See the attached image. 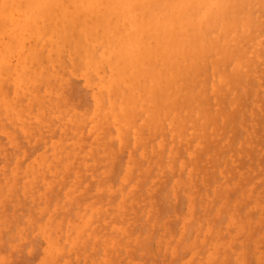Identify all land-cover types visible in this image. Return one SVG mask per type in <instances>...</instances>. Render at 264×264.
Instances as JSON below:
<instances>
[{
	"label": "bare ground",
	"instance_id": "obj_1",
	"mask_svg": "<svg viewBox=\"0 0 264 264\" xmlns=\"http://www.w3.org/2000/svg\"><path fill=\"white\" fill-rule=\"evenodd\" d=\"M263 36H264V0H0V112H1L0 114L1 115L3 114L5 116H7L8 118L12 119L13 121H16L14 119H19V118L22 119L25 116L24 113H26V115L28 114L27 116L29 117V119L34 118L33 121L36 120L35 122L38 126H35V127L37 129H40V127H39L40 119H41V124L46 125V123L47 124L49 123V121L48 122H46V121L50 120V118H48V117H47L48 119H46V118L43 119V118L46 117L47 115L50 117V115L53 113V111H51L52 113L50 112L51 109L56 110L57 111L56 113L60 112V113H64V114H70V112H74L69 107L71 105V103H69V96L66 93H64L63 91L62 92L64 95H60V96L57 93L55 94V92L58 88L60 90V87H58V86L60 85V82L63 80L62 78H64L66 75L76 74V75L81 76L85 83H87L88 85L92 84L93 88L95 87V89H96V91L93 92V88H91L92 92H93L91 95V99L93 97V103L94 104L93 103L92 104L94 105V107H92V109L88 112L86 117L90 116L88 121L89 122L92 121L94 123V126H93V123H91L92 124L91 127H92L93 131H95V132L98 131L97 137L95 138V136H94V143H93V144H95L93 146V148L96 149L97 152H99V151L109 152L110 146H112V147L114 146L112 142H115L114 140H116V144H118L119 146H123L124 144L126 146H128V143L131 142L130 146L132 145L133 147L129 146V148L131 150V153H133L134 149L138 150L139 147L142 148L144 146V145H142V143L146 142V144H148L149 143L148 141H153L152 140L153 137H154L153 139H155L156 135L162 134L164 132V130H166V129L169 130L171 133H173L175 135V137L184 136V133L187 129L188 124L191 127H193L194 129L201 130L202 132H204V130L206 129V126H208V125L217 126L219 123V121H218L219 120V118H218L219 114H217L216 110L212 111V108L210 107L211 98L221 96L222 93L226 90L229 91L230 93H232L234 90L238 91L237 87H241L244 85V83H243L244 80L250 74V72L254 69V67H256V64H257L259 58H261V59L264 58V45L262 43ZM243 68H245V69H243ZM69 79H73V78H69ZM70 82H71V80L68 82V84L66 83L67 87H69L68 85ZM71 85H73V84H71ZM78 87H79V85H78ZM69 88H71V87H69ZM72 88L75 91L76 88L75 87H72ZM73 90H70V93ZM9 91H11V92H9ZM66 91H67V89H66ZM80 91H81V89H80ZM237 91H235V92H237ZM252 92H250V93L252 94ZM81 93H84V92H81ZM77 94H78L77 92L74 93V95H75L74 97L76 99H77ZM79 94H80V92H79ZM228 95L229 94H226L225 96H228ZM72 96L73 95L70 94V97H72ZM225 96H224L225 99L223 98L225 100V101L223 100L224 108L228 109V107H225V105H226L225 102H227ZM250 96H248V97H250ZM81 97L85 98V95H84V97L83 96H81ZM81 97H80V99H81ZM75 98H74V100H76ZM227 98H229V96ZM80 99H78V101ZM85 100H86L85 103L87 102V104L89 106V103H88L89 101H87V99H85ZM73 103H76V102H73ZM260 103H261V101H260ZM80 104L83 105L82 102L81 103L79 102V105L77 104L78 105L77 107H79V106L82 107V105H80ZM244 104H246V103H244ZM245 106H247V105H245ZM242 107L244 108V106H242ZM261 107H262V103H261ZM245 109H247V108L245 107ZM254 109L256 110V108H254ZM48 110H49V112H48ZM223 110H225V109H223ZM244 112L245 111H243V113ZM253 112H254V110H253ZM263 113H264V111H262V116H263ZM209 114L212 115L213 117L208 118ZM21 115H22V117H21ZM80 115L81 114H78V116H77V112L71 113L70 116H71V124H72L73 129H76V130L80 129V127H81L80 123L82 120ZM82 115H83V113H82ZM231 115L233 117V120L230 118L231 121H233L231 123L233 124V126L235 128L234 134L239 136V134H241L243 131L241 129H238V128L239 127L242 128V126H239L237 128H236V126L240 122L241 115L239 112H237V113L235 112L234 115L233 114H231ZM228 116H229V114H228ZM37 118L39 121L37 120ZM21 119H19V120H21ZM52 119H53V117H52ZM202 119H205V120H202ZM247 119L249 120V117ZM261 119H262V122H261ZM261 119L259 118V120H260V122H259L260 125H259V123H257L259 120L257 121L254 118V120L257 121L256 124H258L257 125L258 128L256 127V131L262 129V128L259 129V126L261 127V124L264 127V124H263L264 118H261ZM37 121L39 122V124ZM43 121H45V123H42ZM226 121L227 122L229 121L228 118H226ZM3 122H5V121H3ZM35 122H33V123L35 124ZM223 123H225V122L223 121ZM227 124H229V123H227ZM4 125H7V124L4 123ZM44 125H41V126H44ZM241 125H242V123H241ZM227 126L228 125H226L224 130L227 128ZM246 126H248V123L246 124ZM246 126H245V128H246ZM32 127H33L32 128L33 131H35L34 126H32ZM56 127H57V125H56ZM84 127H86V126H84ZM84 127H83V129H84ZM5 128H7V127L4 126L3 129H5ZM21 128L25 132L29 133L31 131L33 133V131L30 129L29 124L21 125ZM249 128H250V126H248L247 130H249ZM112 129H114L113 132L115 131V135L118 139H115L114 138L115 135L114 136L112 135L113 138L111 137V139L107 140L106 138L109 137V135L112 132L111 131ZM228 130H229V128H228ZM263 130H264V128H263ZM256 131L254 133H257ZM42 132H43V130H42ZM55 132H57V131H55ZM95 132H93V134ZM205 132H207V131H205ZM225 132H226V130H225ZM64 133H65V131H64ZM76 133H78V132H76ZM76 133H75V135H76ZM67 134H69V133H67ZM67 134H65L66 137L67 136L69 137V135H67ZM258 134H256V136ZM16 135L17 134H15V137H16ZM61 135H62V139L60 136L59 138L61 140L60 139H59V141L57 140L55 146H54L55 142L52 144V148H53V146H54V148H53V152L51 153L52 156H54L56 154L60 155L61 156L60 159L57 160L56 165H53V166L43 165L44 166L43 169L44 170L48 169L49 173H51L52 169H53L52 171H54L57 167L58 168L61 167V169H63V170L66 169L69 160H71L73 158L72 156L76 152L77 144H79L78 146H81V144H82V143H80L81 137L79 136L80 138L78 137L76 142L69 144L67 141L68 145H65L66 142L64 143L63 139L65 138L64 141L68 140V139H66L65 135L63 136V133H61ZM223 135H226V134L224 133ZM232 135H233V133H232ZM262 135H264V132L260 136L258 135V138L263 137ZM165 136H167L166 133H165ZM245 136H246V134H245ZM73 137L74 136H72V138ZM88 137L85 136V139ZM229 137L231 138V134ZM72 138H71V140H72ZM165 138H167V137H165ZM207 138H208V136H207ZM230 138H229V141H231V142H229L227 140L229 144L233 143V140L234 141L236 140V139L230 140ZM1 139L2 138L0 136V140ZM74 139H75V137H74ZM104 139L106 141H104V143H103L102 141ZM241 139H242V137H241ZM262 139H260L259 143L262 142ZM191 141L192 140L188 139L189 144ZM227 141L225 142V146H227V144H228ZM253 141L254 140L251 139V142H253ZM210 143H212L211 140H209V143L208 142L205 143V141H204V149L206 150V152L208 149H216L217 148L216 147L217 143H216V146H214V148L211 146L212 144H210ZM3 144H5V143H3ZM97 144H99V145L101 144L100 145L101 147L100 146L97 147ZM24 145H26V144L24 143ZM30 145H28L27 147L28 148L31 147V149L34 148L33 147L34 145H32V146H30ZM83 145L85 146L84 142H83L82 146ZM223 145L224 144H222V146ZM233 145H235V142ZM233 145H229L228 147L230 149H231V147H233L232 150L234 151L235 147ZM260 145L264 147L263 142H262V144L260 143ZM37 146H38V143H37ZM84 146H83V148H84ZM222 146H221V149H222L221 152L226 150L225 148L223 150ZM225 146H223V147H225ZM254 146H253V148H254ZM14 148H15V146H14ZM253 148L251 149L252 151H250L249 147H248L249 153H250V155H252L251 157H249L250 155L248 156V158H251L250 160H252L251 162H248V164L250 163L249 166L254 169V167L256 165L254 166L255 158L253 159V157L256 154H257L256 156L258 157V153H256V154L252 153L253 150L255 149V148L254 149ZM37 149H39V148H37ZM132 149H133V152H132ZM14 150H13V152H14ZM17 150L19 151V149H17ZM245 150L247 152V148H245ZM256 150L259 151L258 148ZM9 151H11V150L9 149ZM82 151H84V150L82 149ZM124 151L125 150H123V152ZM139 151L140 152H138V154L140 153V155H141L143 151L142 150H139ZM13 152L11 154H13V156H15L14 154L17 151L15 150V152L14 153ZM123 152L121 151V153L119 155L121 156L123 154ZM180 152L182 153V150ZM208 152H209V150H208ZM221 152L219 153V149L215 150L214 152L212 151V153L217 154L216 157H218L219 154H221ZM26 153L28 154L27 155V158H28V156H30V154H29L30 152L28 153L26 151ZM26 153H25V155H26ZM87 153L88 152H86V153L82 152V154H84V155H87ZM115 153H117V152H115ZM223 153H225V152H223ZM6 154L8 155V153L4 154L5 157H6ZM11 154H10V156H12ZM262 154H264V150H263ZM17 155H19V154H17ZM105 155H106V153H105ZM131 155H133V154H131ZM213 155H212V157H214ZM242 155L243 154H241V156ZM135 156H136V153H135ZM135 156H132V158L136 159L138 157V155H137V157H135ZM243 156H245V154ZM263 156H261L262 159H264ZM9 157H6V158H9ZM85 157H83L82 160H84L86 163V161L90 160V158L87 159ZM100 157L101 156H99L97 158V161L95 164H93L94 160H92V161L90 160L91 162L89 165L90 166L94 165V167L97 169V167H100L102 163H104L105 161L107 162L108 159H104V158H100ZM123 157L121 156V158L118 159V161H121ZM182 157H183V155H182ZM248 158H246V159H248ZM261 158H259V160ZM9 159H11V158H9ZM16 159L17 158L15 157L14 161H16ZM25 159L26 158L24 157V160ZM44 159H46V160L49 159V156H47V155L44 156ZM77 159H78V157H77ZM79 159H81V157H79ZM215 159H217V158H215ZM72 160L74 163V159H72ZM130 160H132V159L130 158ZM256 160H257V162L255 164H257V163L261 164V162H259L258 159H256ZM79 161H81V160H79ZM118 161H117V159H115V162H118ZM218 161H219V159H217V162ZM261 161H264V160H261ZM44 162H46V161H43V163ZM97 162H101V163L97 164ZM245 162H247V160ZM5 163H7L6 160H5ZM21 163H23V161ZM85 163H83V165L81 164V166L83 167L85 165ZM120 163L117 164V166L120 165ZM161 163L162 162H160V164ZM251 163H253V164H251ZM70 164H71V162L69 163V166H70ZM77 164H78V162H77ZM79 164H80V162H79ZM149 164H150V162H149ZM215 164L216 163L214 162L213 169L215 168ZM218 164H220V163H218ZM244 164H241V165L244 166ZM18 165H20V164H18ZM96 165H98V166H96ZM136 165H137V163H136ZM187 165H188V162H187ZM197 165H198V163H197ZM114 166H115V164H114ZM114 166L111 168L116 169L117 167H114ZM208 166H210V165L208 164ZM208 166H205V167H208ZM263 166H264V164L262 163L260 165V167L263 168ZM240 167H242V166H240ZM58 168L56 169L57 172L60 171V169H58ZM15 169L16 168H14V171H15ZM39 169H40L39 171L42 170L40 167H39ZM79 169H80V167H79ZM81 169H80V171H82ZM94 169H93V171H94ZM115 169H113V170H115ZM256 169H254V171H257ZM29 170H30V172L29 171L27 172L28 175H25V176H28L27 177L28 180L25 178V180H27V181L23 182V185H22V188L28 189L27 190L28 192H30L33 188V186H32L33 185L32 182H34L33 179H35V182H36V178L39 177V176H36L35 174L32 173L33 171L31 169V167L29 168ZM44 170H42V171H44ZM119 170H120V166H119ZM133 170H134V168L132 169L131 175L134 172ZM7 171H8V169H7ZM46 171L47 170H45V172ZM93 171H92V173H93ZM206 171L208 172V174H205L207 172H205L204 174L208 175V177H207L208 180H206L208 182L211 179V177H210V174H209L210 172L208 171V168H206ZM249 171H251V170L249 169ZM45 172L44 173L42 172V173L45 174ZM62 172H64V171H62ZM116 172L113 171V174L114 175H115V173L118 174V172H119L118 168H117ZM174 172H175V170H174ZM201 172H202V170H201ZM49 173H46L45 175L47 177L48 176H55V175H51V174L49 175ZM53 173L58 175L59 173L61 174V171L59 173H56V172H53ZM70 173H72V172H70ZM150 173H151V171H150ZM224 173H225V170H224ZM163 174H164V172H163ZM174 174L175 173H173V175ZM257 174H258V172H257ZM3 175H5V174H3ZM16 175H17V173H16ZM69 175H71V174H69ZM85 175L87 176V174H85ZM143 175H144V177H146V175H148V174L145 172V174H143ZM165 175H167V174H165ZM198 175L199 174L197 173V176ZM7 176H8V174H7ZM29 176H31V178ZM33 176H36V177L34 178ZM86 176H85V178H86ZM127 176L130 177V174L127 173ZM170 176H172V174ZM178 176H181V175H178ZM19 177H23V176H19ZM42 177H40V178L43 180H46V179H44V175ZM112 177H116V175L112 176ZM213 177H215V176L213 175ZM1 178H2V176L0 177V179ZM16 178H18V176ZM16 178L13 177L14 180H12V181H15ZM3 179H5V177H3ZM64 179H65V182H67L70 179V177L68 180H66V177ZM80 179L81 180L79 181V184H81L80 182L83 181L82 180L83 178H80ZM197 179L195 181H197ZM17 180L19 181L20 179H17ZM109 180H111V179H109ZM112 180H111V183H112L111 185L113 186ZM130 180H133V177H131ZM145 180L146 179H144L143 182L147 181V180L146 181ZM167 180L165 179L164 181H167ZM40 181L41 180H37V182H40ZM100 181L102 182L101 179H100ZM17 182L16 183L12 182L11 183L12 186H10V184H8V185L5 184L4 186L2 185V187L0 186V188H1L0 191L4 195H5V193H4L5 191H6V193H7V191L11 192V193L16 192L13 190H17L16 189ZM37 182H36V184H37ZM43 182H45V181H43ZM210 182H211V180H210ZM36 184H34V185H36ZM45 184H47V182ZM61 185L63 186L62 183H61ZM88 185L90 186V182ZM99 185L102 186L103 184L102 185L99 184ZM162 185H163V183H162ZM220 185H222V183ZM209 186H210V184H208V187ZM140 187H141V185H140ZM140 187H139V189H140ZM159 187H161V186H159ZM159 187H158V192L163 190V187L161 188V190L159 189ZM13 188H15V189H13ZM124 188H125V186H124ZM180 188H181V186H180ZM182 188L185 191V187H182ZM200 188L201 187L199 184V188H197L198 192L200 191ZM54 189H55V186H54ZM112 189H114V188L112 187ZM206 189H207V194H209L208 192H210V191L208 190V188H205V190ZM59 190H60V187H59L58 191ZM33 191H34V189L31 192H33ZM55 191H56V189L54 190V193H55ZM138 191L142 192L140 190H138ZM178 191H179V189H178ZM216 191H218V190H216ZM52 192H53V190H52ZM60 192H61V190H60ZM60 192H58V193H60ZM101 192H100V194H102ZM134 192L137 193V191H134ZM158 192L156 191V193H158ZM11 193H10V195L14 196V195H12L13 193L12 194ZM103 193H104V191H103ZM232 193H234V191ZM50 194H49V196H50ZM158 194H160V192ZM4 195H2V196H4ZM59 195L60 194H58V196ZM105 195H102V197L98 196L96 200L99 202L98 198L104 199ZM113 195L110 194V196H113ZM201 195H203V194H201ZM2 196H0V197H2ZM45 196H47V194ZM153 196L156 197L157 194H155ZM195 196H196V194L194 195V197ZM217 196H218V194H217ZM222 196H225V195H222ZM226 196H228V195H226ZM108 197H109V195H108ZM194 197L191 199L192 201H193ZM41 198H42V196L40 197L39 202L41 201ZM88 198H86V200H88ZM19 199H21V197ZM35 199H37V198H35ZM50 199H51V196H50ZM50 199H48V202L50 201ZM82 199H84V198H82ZM110 199H111V197H110ZM137 199H138V197H137ZM201 199H202V197H201ZM212 199H214V200L211 202H214V201H215L214 203L219 202L218 201L219 199L217 200L216 197L215 198L212 197ZM12 200H15V199H12ZM74 200H75V198H74ZM194 200H196V199H194ZM198 200H200V199H198ZM23 201H24V198H23ZM59 201H60V198H59ZM156 201L158 202L159 200L157 199V200H155V202ZM35 202H36V200H35ZM112 202H111V204H112ZM157 202L155 205V207L157 208L156 210L161 211V208L157 207V204H158ZM196 202L193 201L194 206H195ZM26 203L28 204L27 200H26ZM206 203H208V202H206ZM19 204H21V203H19ZM33 204H35V203H33ZM209 204H210V201H209ZM3 205H4V203H3ZM71 205H73V204L69 205L70 208H71ZM102 205H103V203H102ZM141 206H138L139 209ZM18 207L19 208L22 207V209H23L22 205L21 206L19 205ZM24 207H25V205H24ZM26 207H25V209H27ZM133 207H136V206L132 205V208ZM16 208L13 210H17ZM30 208L28 210L31 211L32 209H30ZM168 208H170V207H168ZM194 209H193L192 213H194V212L196 213V210H194ZM69 210H71V209H69ZM165 210H167L166 207H165ZM3 211L4 210H2V214H0V216L2 215L1 218L3 217V214H4ZM126 212H127V210H126ZM126 212H125V214H126ZM137 212H138V210H137ZM21 213L25 214L24 211H21ZM56 213H59V212L56 211ZM90 213L97 216V213L95 212V210H94V212H92V210H91ZM158 213H159V211H158ZM12 214H13V212L11 213V215ZM43 214H45V213H43ZM63 214L66 217L65 213H63ZM99 214H101V213H99ZM134 214L136 216L137 213H134ZM139 214L141 216V213H139ZM57 215H59V214H57ZM57 215H55V216L57 217ZM69 215H71V213ZM159 215H161V214L159 213L158 216ZM20 216L22 217V215H20ZM84 216H86V215L84 214ZM100 216L98 215V217H100ZM161 216H163V215H161ZM70 217H72V216H70ZM123 217H125V215ZM17 218L19 219L20 217H17ZM137 218H139V215ZM150 218H151V216L148 219L150 220ZM159 218H161V217H159ZM159 218H157V220ZM11 219H13V218H10V220ZM38 219H41V218L39 217ZM127 219H128V216H127ZM140 219L142 220L141 217H140ZM242 219H243V217H242ZM97 220H98V218H97ZM117 220H119V219H117ZM13 221H15V219ZM93 221H91V222H93ZM131 221H132V219H131ZM2 222L5 223L6 221L2 220ZM158 222H159V220H158ZM134 223H135V221H134ZM129 224H132V222H130ZM185 224H187V222L184 223V225ZM11 225H12V223H11ZM70 225H71V223H70ZM100 225H101V223H100ZM103 225L105 226V224H103ZM140 225H142V224H140ZM155 225H156V223H155ZM71 226H73V224ZM84 226L85 225H83V226L79 225L78 228L79 227L83 228ZM28 227H30V226H28ZM61 227H63V226H61ZM101 227H102V225H101ZM130 227H127V228H130ZM136 227H133V228H136ZM105 228H107V227H105ZM143 228L144 227H142V230L144 231L145 229H143ZM60 230H62V228ZM76 230H78V229H76ZM97 232H98V230L96 231V233ZM110 233H112V231ZM118 233L119 232H117L115 234L118 235ZM141 233L143 234V232H141ZM3 234H4V232H3ZM57 236H59V235H57ZM124 236H126V234ZM138 236H140V235H138ZM50 238H51V236H50ZM89 238H91V237H89ZM119 238H122V237H119ZM72 239H74V238H72ZM118 242L119 241L117 240V243ZM27 243H25V244H27ZM85 243H87V241ZM142 248H143V246H142ZM62 249H63V246H62ZM114 249H115V247H114ZM98 251H100V249ZM71 253H72V251H71ZM71 253H70V255H71ZM62 254H63V252H62ZM77 254H78V252H77ZM92 254H94V253H92ZM95 254H96V252H95ZM31 255L33 256V254H31ZM67 255H69V254H67ZM79 255H81V254H79ZM58 256H60V255H58ZM49 259H50V257H49ZM56 259H58V258H56ZM56 259H55V261H56ZM192 260H194V259H192ZM71 261H69V262L71 263ZM158 262H159V260H158ZM51 264H53V263H51Z\"/></svg>",
	"mask_w": 264,
	"mask_h": 264
},
{
	"label": "rangeland",
	"instance_id": "obj_2",
	"mask_svg": "<svg viewBox=\"0 0 264 264\" xmlns=\"http://www.w3.org/2000/svg\"><path fill=\"white\" fill-rule=\"evenodd\" d=\"M262 43L264 45V36L262 38ZM74 75H66L64 78H62L63 79L61 81L62 83L60 82V85L58 86L60 87V90L61 89L62 90L60 91L58 88L55 92V94L57 93L59 94V96L64 95L63 92L69 96V103H71V105L69 104L70 105L69 107L74 112H70V114H64L60 112L56 113L57 112L56 110L51 109L50 112L53 111V113L51 112L52 114L51 115L49 114L50 117L47 115L46 117L43 118V119L50 118V120L46 121V122L49 121L48 124L47 123L46 125L41 124V119L39 118L40 124L44 125L41 126L37 118L38 120L37 122L39 124L40 129H37L35 127L38 126L35 122L36 120L33 121L34 118L29 119V117L27 116L28 114L26 115V113H24L25 116L22 119L19 118L21 120L14 119L16 121H13L7 116L0 114L1 115L0 136L2 138L0 140L1 141L0 142V177L2 176V178L0 179V183H1L0 186L2 187V185L4 186L5 184L7 185L10 184V186H12L11 184L12 182L16 183L18 181L17 179H20L17 182V187H16L17 190H13L16 191L14 193L12 192L13 194L8 191L6 193L5 191L4 192L5 195H4L0 191V196L4 195L0 197V214H2V210L5 211V212L3 211L4 213L3 217L1 218L2 215L0 216L1 218L0 219V230H1L0 231V264H51V263L53 264H264V166L263 168L260 167L262 163L264 164V161H261L264 160L261 158V156L264 155L262 154L264 147L260 145V143L262 144V142L264 144V140H263L264 135H262L263 137L258 138V135L260 136L264 132L263 130L264 127L262 126V124L261 127L259 126V129L260 128L262 129L256 131V127L258 125L256 124V122L259 120V118L260 119L264 118V113L262 116V111H264V58L262 59L259 58L256 67H254V69L244 80L243 82L244 85L241 87H237L238 91L234 90L232 93H230L229 91L226 90L222 93L221 96L211 98L210 107L212 108V111L216 110L217 114H219L218 115L219 126L208 125L206 126L204 132H202L201 130L194 129L188 124L184 136L182 137H175L173 133H171L169 130L166 129L162 134L156 135L155 139H153L154 138L153 137L152 138L153 141H148L149 142V143L147 142L148 144H146V142L142 143V145H144L142 147L143 149L139 147V149L137 148L138 150L134 149V152L132 149L133 153H131V150L129 148L131 142L128 143V146H126L125 144L123 146H119L118 144H116V140H114L115 142H112L114 146L113 147L110 146L109 152H104V151L97 152L96 149L93 148V146L95 145L93 144L94 136L95 138L97 137L98 131L96 132L93 131L91 127L92 125L91 123L93 122L92 121L89 122L88 120L90 116L86 117V115L92 109V107H94L93 97L91 99V95L93 92L96 91V89L95 87L93 88L92 84L88 85L87 83H85L81 76L76 74ZM69 78H73V79H69ZM70 80L71 82L69 83L68 86L71 88L66 86ZM77 84L79 85V87ZM72 87L76 88L75 91L73 90ZM91 88H93V92ZM70 90L73 91H71L70 93ZM75 92L78 93L77 99L74 97ZM250 92H252V94ZM70 94H72L73 96L70 97ZM226 94H229L228 95L229 98H227L228 96H225ZM84 95L85 98H82L81 96L84 97ZM79 96L81 97V99ZM224 96L226 97V101H227L225 102L226 104L225 107H228V109L224 108V102H223V100L225 99ZM73 97L76 100H74ZM78 99L80 100L78 101ZM85 99L89 101L88 102L89 106L87 102L85 103L86 101ZM260 101L262 103V107ZM79 102L83 103V105L80 104L82 105V107L79 106L80 108L77 107L79 105ZM242 106H244V108ZM245 107L247 109H245ZM253 107L256 108L257 111ZM242 110L245 112L243 113ZM76 112H77V116L78 114H81L80 116L82 119L80 123L81 127L80 129L77 130L72 128L71 116H70L71 113H76ZM235 112L236 113L239 112L241 115L240 122L236 126V128L242 126V128L241 127L238 128L243 131L241 134H239V136L234 134L235 128L231 123L233 122L231 121V119L233 120L231 114L234 115ZM211 117L213 116L209 114L208 118ZM248 117L249 120L247 119ZM226 118H228L229 120L228 122L226 121ZM254 118L257 121H255ZM2 120L5 122H3ZM223 121L225 123H223ZM33 122H35V124ZM259 122L260 120L257 123ZM4 123L7 125H4ZM42 123H45V121H43ZM247 123L248 126H250L249 130H247L248 129V126H246ZM24 124L26 125L29 124L30 129L32 131H33L32 126H34V130H35L33 131L34 134L31 131L29 133L25 132L21 128V125ZM226 125L228 126L225 129L226 130L225 132L224 128L226 127ZM4 126L7 128L3 129ZM228 128L230 131L228 130ZM74 130L78 133H76ZM113 130L114 129L111 130L112 132L109 135V137L106 138L107 140L111 139V137L113 138V136L115 135V131L113 132ZM255 131L257 133H254ZM93 132H95L96 134L94 133L95 134L94 135ZM61 133H63V136L69 133L67 134L69 135V137L68 136L66 137L65 135L66 139L68 140L64 141L65 138L63 139V142L64 143L66 142L65 145H68V143L70 144L76 142L77 138L80 136L81 137L80 140L82 141V142L80 141V143L83 144L84 142L85 146L83 145L84 146L83 148L82 144L81 146H78L79 144H77L76 152L72 156L73 158L71 157L72 159H74V163L73 160L71 159L69 160L66 169L63 170L61 169V167L59 168L57 167L58 169H60L61 174L59 173L60 172L59 170H58L59 172L56 171L57 168L54 171H52L53 170L52 169L51 173L48 172L49 171L48 169H45L47 170L45 172V170L43 169L44 167L43 165H47V166L56 165L57 160L60 159L61 157L58 154L54 156L51 155L57 140L59 141L60 139L59 138L60 136L62 139ZM165 133L167 134V136H165ZM224 133L226 135H223ZM15 134H17L16 137ZM230 134H231V138L229 137ZM256 134L258 135L256 136ZM72 136H74L75 139L74 137L72 138ZM85 136L87 137L89 136V137L85 139ZM70 137L72 138L73 141L71 140ZM114 138L118 139L116 135L114 136ZM229 138L230 140L233 139L236 140L235 141L233 140V143L229 144L228 143ZM188 139L192 140L190 144L188 143ZM251 139H253L254 141L251 142ZM260 139H262V142L259 143ZM203 140L205 141V143L206 142L209 143V140H211L212 143L210 144H212L211 146L213 148L214 146H216L217 143L216 146L217 148L215 147L216 149H208L209 152L208 150L206 152V150L204 149ZM104 141L106 140L104 139L102 142L104 143ZM226 141L228 143V144L226 143L227 146H225ZM234 142L235 145H233ZM24 143L26 145H24ZM53 143L54 146L52 148ZM222 144H224L223 146L225 147H223ZM28 145L30 146L34 145L33 147L35 149L34 148L31 149V147L28 148L27 147ZM100 145L97 144V147ZM229 145H233L235 147L234 151L232 150L233 147H231V149L228 147ZM221 146L223 150L224 148L227 150V151L226 150L223 151L225 153L221 152L222 150ZM253 146L255 149L253 148ZM244 147L247 148V152ZM248 147L250 151H252L251 150L252 148L255 150V151L253 150L252 153L255 154L258 153V157L256 156L257 154L254 155L253 157V159L255 158L254 166L256 165L254 169L257 168L256 169L257 171H254V169L249 166L250 163L248 164V162L252 161L250 160L251 158H248V156L250 155ZM16 148L19 149V151ZM257 148L259 149V151L256 150ZM9 149L11 151H9ZM12 149L13 150L15 149L17 151L15 152L14 150L15 156L11 154L13 152ZM82 149L84 151H82ZM122 149L125 151L123 152ZM217 149H219V153L221 152V154H219L218 157H216L217 154L212 153V151L214 152ZM80 150L84 153L88 152L87 155L88 154L89 155L87 156L82 154ZM139 150L143 151L141 155L140 153L138 154V152H140ZM181 150L182 153L180 152ZM26 151L28 153L30 152L29 153L30 156H28V158H27L28 154L26 153ZM121 151L123 152L121 156L124 157L122 158L121 161H118V159L121 158V156L119 155ZM115 152H117L118 154ZM5 153H8V155L6 154V157H9L11 154L12 156L9 157L11 159L6 158L4 155ZM16 153L19 155H17ZM241 154L243 155L245 154V156L243 155L241 156ZM46 155L49 156V159L47 160L44 159V156ZM212 155L214 157H212ZM99 156H101L100 158L108 159L107 162L103 161L104 163H102L101 166L99 165L100 167H97V169L94 167V165L93 166L91 165L92 166L91 167L89 165L90 162L94 160L93 164H95ZM132 156H135L137 158L133 159ZM251 156L252 155H250L249 157ZM15 157L19 159L18 160L16 159V161H14ZM24 157L26 158L25 160ZM79 157H81V159H79ZM83 157L87 159L90 158L91 161L87 160L85 163V161L82 160ZM130 158L132 160H130ZM215 158L219 159V161L217 162V159ZM259 158L261 159L259 160ZM115 159H117L118 162H115ZM256 159H258V161L261 162V164L259 163L260 165L258 163L255 164L257 162ZM5 160L7 163H5ZM246 160L247 162H245ZM22 161L23 163H21ZM43 161L46 162L43 163ZM76 161L78 162V164L80 162V164L78 165ZM70 162L71 164L69 166ZM160 162L162 163L160 164ZM214 162L216 163L215 164L216 169L215 168L213 169ZM83 163H85V165L82 167L81 164L83 165ZM98 163L100 164L101 162H97V164ZM119 163L120 165L117 166V164ZM197 163L199 166L197 165ZM18 164H20L21 166ZM208 164L210 166H208ZM241 164H244V166ZM113 166L118 168L119 171L118 174H116L117 168L116 169L111 168ZM119 166H120V170H119ZM30 167L33 171L32 173L35 174L36 176H39L36 178V182L37 180H41L36 184L35 179L32 178L35 182V183L32 182L33 184L32 190L34 189L33 192H31L32 190L28 192L27 191L28 189L22 188L23 182H26L28 180L27 178L28 176L25 175H28L27 173L28 171L30 172L29 170ZM39 167L44 171L42 170L39 171L40 170ZM79 167L80 169L82 168L81 169L82 171H80ZM6 168L8 169V171ZM14 168H16L15 171ZM133 168H134L133 170L134 172L131 175ZM199 168L202 170V172ZM206 168H208V171L210 172L209 174L211 177L210 179L211 182L210 180L208 182L206 181L208 180L207 178L208 175H205L208 174ZM249 169L251 171H249ZM224 170L226 174L224 173ZM113 171L116 172L115 173L116 177H112L115 176L113 174ZM15 172L17 173V175ZM42 172L43 173L45 172V174L49 173V175L51 174L55 176L47 177ZM53 172L59 173L60 175L59 174L56 175ZM145 172L148 174L146 175V177H144L143 175L145 174ZM6 173L8 174V176ZM127 173L130 174V177L127 176ZM173 173L175 174L173 175ZM197 173L199 174L198 176ZM85 174H87L88 177ZM171 174L172 176H170ZM43 175H44V179L46 180L40 178ZM84 175L86 176V178ZM213 175L215 177H213ZM17 176L18 178H16ZM19 176H23V177H19ZM36 176L33 177L35 178ZM3 177H5L6 180L3 179ZM13 177L16 178L15 181H12L14 180ZM29 177L31 178V176ZM65 177L66 180H68L69 177L70 179L67 182H65L64 179ZM131 177H133V180H130ZM167 177L170 178L168 179ZM25 178L27 180H25ZM80 178H83L82 179L83 181L80 182L81 184H79V181L81 180ZM100 179L102 180V182L100 181ZM109 179L111 180L113 179L112 180L113 186L111 185L112 183L111 180ZM144 179H146L147 181L145 180L146 182H143ZM165 179L168 180L164 181ZM196 179L197 181H195ZM46 182L47 184H45ZM89 182H90V186L88 185ZM61 183L63 184V186L61 185ZM198 183L200 184L201 187L199 192L197 191V188H199ZM221 183L222 185H220ZM99 184L101 185L103 184V185L100 186ZM208 184H210L209 187ZM53 185L55 186V189L57 191V192L55 191V193H54L55 189ZM59 187L61 192L60 190L58 191ZM112 187L114 189H112ZM158 187L160 190L163 187V190L159 191L160 194H158L159 193ZM182 187H185V191ZM205 188H208V190L210 191L208 192L209 194H207V189L205 190ZM178 189L180 192L178 191ZM138 190L142 192H139ZM134 191H137V193H135ZM156 191L158 193H156ZM233 191L234 193H232ZM100 192L102 194H100ZM10 193L14 196H11ZM200 193L203 195H201ZM46 194L47 196H45ZM49 194L51 196V199ZM58 194L60 195L58 196ZM110 194L112 195L114 194V195L110 196ZM155 194H157L156 197L153 196ZM195 194L196 196L194 197ZM102 195H105V198L104 197H103L104 199L98 198L99 200L98 202L96 200L97 197L98 196L102 197ZM222 195L225 196L228 195V196H226L227 197L226 198L225 196ZM41 196L42 198L40 202L42 204L39 202ZM200 196L202 197V199ZM20 197L21 199H19ZM193 197L194 199H196V200L193 199V201L195 202L198 199H200L196 202L197 204L195 203V206L193 204V201L191 200ZM212 197L213 198L216 197L217 200L219 199L218 200L219 202L216 203H214L215 201L211 202L214 200L212 199ZM23 198L25 202L23 201ZM82 198H84L85 200ZM86 198H88V200H86ZM48 199H50L49 202ZM157 199L159 200L158 202L156 201L158 203L157 207L161 208V211L160 210L158 211L163 216L161 215L158 216L159 213L156 210L157 208L155 207L156 205L155 200ZM26 200L28 204L26 203ZM110 201L111 202L113 201L112 204ZM69 203L73 204L71 205V208L69 206L70 205ZM19 205L20 206L22 205L23 209L22 207H20L21 208L20 209L18 207ZM24 205L25 207L27 206L26 207L27 209H25ZM132 205L133 206L135 205L136 207H133L134 208L133 209ZM138 206H141L140 209ZM165 207L167 208V210H165ZM15 208L17 210H13ZM29 208L32 210L31 211L28 210ZM93 209L97 213V216L90 213L91 210L92 212H94ZM193 209L196 210V213L195 212L192 213ZM21 211H24L25 214H22ZM56 211H58L59 213H56ZM12 212L13 214L11 215ZM18 213L22 215V217ZM63 213H65L66 217L64 216ZM70 213L71 215H69ZM134 213H137L139 215V218H137L138 215L136 214L135 216ZM139 213H141V216ZM84 214L86 216H84ZM55 215H57V217ZM98 215L101 216L98 217ZM124 215L125 217H123ZM126 215L128 216V219ZM149 215L151 216L150 220L148 219L150 217ZM17 217L20 218L18 219ZM39 217L41 219H38ZM140 217L142 218V220L140 219ZM156 217L157 218L161 217L158 219L159 222ZM10 218H13L11 219L12 221L10 220ZM97 218L99 221L97 220ZM14 219L15 221H13ZM117 219H119L120 221ZM2 220L6 222L4 223L2 222ZM133 220L135 221V223ZM10 222L12 223V225ZM130 222H132V224H129ZM186 222L187 224L184 225V223ZM70 223L71 225L73 224V226H71ZM100 223L103 228L101 227ZM103 224H105V226ZM79 225L80 226L85 225V226L83 228L82 227L78 228ZM127 227H130L131 229ZM133 227H136L137 229ZM142 227H144L143 228L145 229L144 231L142 230ZM59 228L60 229L62 228V230H60ZM97 230L98 232L96 233ZM111 231L112 233H110ZM114 232L115 233L119 232V233L117 235ZM141 232H143V234ZM125 234L126 236H124ZM118 236L122 238H119ZM71 237L74 239H72ZM117 240L119 241L118 243ZM86 241L87 243H85ZM62 246L65 251L62 249ZM99 249L100 251H98ZM94 251L96 252V254ZM31 254H33V256ZM56 258L58 259L60 258V259L58 260ZM69 261H71V263Z\"/></svg>",
	"mask_w": 264,
	"mask_h": 264
}]
</instances>
